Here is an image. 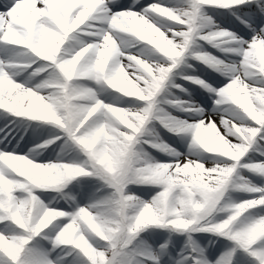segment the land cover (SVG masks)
<instances>
[{
	"label": "clouds",
	"instance_id": "1",
	"mask_svg": "<svg viewBox=\"0 0 264 264\" xmlns=\"http://www.w3.org/2000/svg\"><path fill=\"white\" fill-rule=\"evenodd\" d=\"M116 3L59 0L38 24L0 36V118L48 133L25 155L0 152V232L7 234L0 250L30 264L39 238L51 245L49 264L57 250L63 264H112L114 254L121 264H159L141 238L159 229L222 236L252 264H264V195L254 196L264 193V160H251L264 143V27L246 44L215 25L209 9L244 0H170L149 4L143 15H112ZM189 59L228 80L214 91L198 76L181 77L215 96L220 127L180 120L160 106L169 87L186 91L173 77L191 67ZM165 102L198 111L187 101ZM154 123L186 140L194 158L177 159L153 134ZM60 146L56 161L36 162ZM149 148L176 162L157 161ZM84 178L96 182L95 193L84 205L73 200L72 224L61 228L66 214L52 203ZM133 187L159 191L145 200ZM40 194L52 198L46 203Z\"/></svg>",
	"mask_w": 264,
	"mask_h": 264
},
{
	"label": "rangeland",
	"instance_id": "2",
	"mask_svg": "<svg viewBox=\"0 0 264 264\" xmlns=\"http://www.w3.org/2000/svg\"><path fill=\"white\" fill-rule=\"evenodd\" d=\"M3 0H0L2 3ZM152 3H165L169 4L170 0H140L139 4H133V0H118V3L111 6L114 12H120L131 9L136 12H140L143 8ZM40 6V5H38ZM4 10L0 8V11ZM224 14L230 16L231 14H237V19H232V26L236 27L237 33L244 41H250L254 33L259 32L264 27V0H256L254 3L245 4L241 6H234L231 10L222 9H209V15L213 20L217 15ZM244 17L247 18L243 19ZM232 18V17H231ZM170 37V34H169ZM202 50L209 53L213 57L220 58L222 60L228 59V56L219 51L218 49L202 43ZM232 59H238L232 57ZM187 65H182L176 70L173 77L175 84L181 86L186 91L169 87L165 93L162 94L160 99V106L164 112L169 113L173 117H177L180 120H186L189 123H194L199 119H205L207 123L209 120L215 121L217 127L219 125V114L216 112L213 100L214 95L204 91L201 87L192 84L184 79L182 76H198L201 80L206 81L214 89H221L228 83V80L204 67L203 64L189 59ZM198 70H201L197 72ZM17 82L23 83L22 78H18ZM181 100L187 101L190 107L203 110L202 115H198L197 112H184L177 110L165 101L167 100ZM15 117H9L7 119L0 118V151L13 152L18 155H25L28 149L32 147L43 136H47L48 133L43 130H37L35 128L25 130L22 127H18L14 121ZM9 126L15 129L12 133L7 130ZM153 134H158L159 137L172 149L175 150L181 158L189 156L188 142L181 138L170 134L158 123L152 125ZM221 128V132H222ZM155 159L162 163H170L173 161L172 157L162 155L152 149H147ZM57 153H64L62 146L56 147L47 151L44 155L40 156L36 162L47 163L50 161H56L58 159ZM189 158H194L190 157ZM252 162H258L264 160V143L256 146V149L251 153ZM67 162V160H65ZM257 184L261 181L257 180ZM97 184L94 180L84 178L79 183H74L67 189L57 201L52 203V207L60 208L65 212L72 211V202L76 200L80 205L86 204L90 198L93 197ZM136 195L142 197L145 200L151 199V197L159 191V189L147 188V187H133L131 189ZM41 198L47 203L52 194H40ZM69 197L72 199L70 200ZM250 197H241V199H247ZM63 223H66L64 221ZM146 241L145 247L149 252H157L159 255V264H193L194 260L206 258L211 261L212 264H252L250 259L241 253H238L234 246L224 237L210 234V233H193L191 235H178L169 234L167 231L153 229L142 234L141 237ZM219 246V248H217ZM51 245L44 240L38 238L35 243L34 255L40 258L47 254ZM59 250L51 254L52 259H57L61 256ZM0 264H7L6 258L0 256ZM63 264V262H59Z\"/></svg>",
	"mask_w": 264,
	"mask_h": 264
},
{
	"label": "snow or ice",
	"instance_id": "3",
	"mask_svg": "<svg viewBox=\"0 0 264 264\" xmlns=\"http://www.w3.org/2000/svg\"><path fill=\"white\" fill-rule=\"evenodd\" d=\"M59 2V0H3L2 3H0V8H3L4 10L0 11V36H3L6 32L14 30L15 26L17 24H38L39 18L47 13L50 8H54V6ZM256 0H244V3L237 4L235 6H241L245 4L254 3ZM40 5V6H38ZM82 3L77 5V10L82 8ZM146 8V7H145ZM144 9V8H143ZM143 9L140 12L133 11L131 9L120 11V12H114L111 8V14H119V13H140L143 15ZM226 10V9H222ZM256 33L253 34V36ZM252 36V39H253ZM264 38V37H262ZM252 39L250 41H245L246 44L251 43ZM14 83H19L17 81H14ZM220 89H215L214 91H219ZM195 107V106H193ZM203 110L198 109L197 114L202 115ZM197 122V121H196ZM194 122V123H196ZM206 123V122H205ZM0 152H6V153H12L8 151H0ZM18 155V154H15ZM179 158V154H177V159ZM176 161H172L171 163H175ZM259 195H264V193H257L254 194L255 197H258ZM71 200L72 198L69 197ZM54 208V207H53ZM58 212L65 213L66 215L62 218V220L59 222L60 227H64V225L71 226L73 218H74V212L73 208L70 212H65L64 210L60 208H54ZM66 221V223H63ZM0 235H5L7 238V234L0 232ZM28 236L25 234V239H27ZM0 256H3L7 260V264H20L19 260L12 256L10 253H7L3 250H0ZM60 259L57 257L56 264H59ZM30 264H49V261L47 259V254L37 258L34 255L33 260L30 262ZM112 264H121V259L119 254H114L112 257ZM193 264H198V260H194ZM230 264V262H229Z\"/></svg>",
	"mask_w": 264,
	"mask_h": 264
},
{
	"label": "bare ground",
	"instance_id": "4",
	"mask_svg": "<svg viewBox=\"0 0 264 264\" xmlns=\"http://www.w3.org/2000/svg\"><path fill=\"white\" fill-rule=\"evenodd\" d=\"M224 17H226V16L223 15V14H219V15H217V19H222V18H224ZM245 19L247 20V18H245ZM225 20H227V19H225ZM231 33H234V34H236L237 37H240V35H239L238 33L234 32V31H231ZM199 71H201V70H198L197 72H199ZM7 130H10L12 133L15 132V129H13L12 126H9V127L7 128Z\"/></svg>",
	"mask_w": 264,
	"mask_h": 264
}]
</instances>
